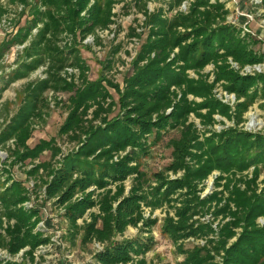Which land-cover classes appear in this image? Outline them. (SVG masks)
I'll use <instances>...</instances> for the list:
<instances>
[{"label": "trees", "instance_id": "obj_1", "mask_svg": "<svg viewBox=\"0 0 264 264\" xmlns=\"http://www.w3.org/2000/svg\"><path fill=\"white\" fill-rule=\"evenodd\" d=\"M151 1L161 5L150 11ZM185 1H21L31 4L28 22L39 26L38 32L1 90L41 66L45 77L30 87L29 101L0 133V144L14 139L15 162L32 161L45 150L55 158L60 153L56 145L41 140L30 147L28 141L46 102L45 92L74 90L75 82L66 74L70 68L79 71L82 86L72 97L70 115L61 129L78 148L58 160L46 187L71 227L76 233L82 231L84 243L103 245L95 264H153L146 254L157 242L152 231L159 222L153 216L158 209L166 211L161 235L183 256L180 264H264V224L259 222L264 219V180L259 181L264 132L228 127L199 133L192 120L194 115L208 127L215 124V114L231 117V105L213 90L219 82L228 93L245 98L237 103L240 111L264 97V92L259 93L264 89V73L241 74L246 65L263 62L264 53L250 48L251 37L223 24L230 14L224 1L190 0L187 11L179 10ZM121 3L123 8L134 5L144 13L146 30L130 33L131 37L142 35L141 49L116 100L102 80L88 79L89 66L81 56L79 41L94 35L95 42L101 43L99 31L111 29L113 9ZM3 13L0 5V16ZM29 34L30 27H25L1 44L0 59ZM210 64L214 65L213 83L202 75ZM190 71L199 77H192ZM116 107L119 112L110 117ZM161 144L172 149L173 161L150 177L141 163ZM48 167L49 163L42 162L29 174ZM251 167L253 171L247 173ZM181 170L183 177L169 179L166 174ZM215 171L219 174L214 184L221 189L202 198L197 187ZM5 172L6 162L0 165V249L11 255L26 249L24 254L34 261L35 250L49 239L36 229L38 208L23 205L30 200V190ZM204 209H213L215 218H220L217 234L211 223L199 220ZM129 226L137 228L139 236L116 240ZM187 240L203 242L191 241L188 247ZM221 252L222 263L216 260ZM0 264L17 263L0 256Z\"/></svg>", "mask_w": 264, "mask_h": 264}, {"label": "rangeland", "instance_id": "obj_2", "mask_svg": "<svg viewBox=\"0 0 264 264\" xmlns=\"http://www.w3.org/2000/svg\"><path fill=\"white\" fill-rule=\"evenodd\" d=\"M0 0V5L4 9V13L0 16V45L9 41L16 36L21 29L30 27L28 39L22 43L13 44L0 59V133L5 129L7 124L14 116L24 108L26 102L29 101V89L38 80L43 79L44 66L31 72L28 76L19 78L9 83L7 88L1 90L5 85V80L11 75L14 69H17L24 58V48L29 45L30 40L37 34L39 26H31V3L35 0ZM132 2V0H126ZM226 3L230 14L223 24L235 26L240 30L241 36L246 37L249 46L257 53H264V0H221ZM27 4V5H26ZM123 4H117L113 12L115 23L111 25L110 30L99 31L102 38L101 43H96L94 35L87 36L84 40L80 38L79 49L81 56L89 66L87 73L90 81L102 80L108 87L113 98L118 100L119 91H123L126 87V78L133 72V62L138 56L141 49L142 35L131 37L130 33L144 32L145 15L138 11L137 7L132 5L131 8H123ZM161 5L160 1H151L148 4V9H153ZM141 29V31H138ZM79 39V38H78ZM85 45V46H82ZM234 67L238 68L234 62ZM68 80L75 82L74 90L53 92L49 90L45 92L44 97L46 102L41 105V115L34 120V130L28 144L34 147L41 140H46L56 145L60 149V153L55 158H52V152L45 150L37 159L25 162H15V156L11 154L13 149H16L14 139L8 141L5 145L0 144V165L6 162L8 174L14 179L20 180L23 187L29 191L30 200L26 201L24 206H35L39 210V223L36 229L43 232V236L49 239V242L40 245L34 252L35 260L24 254L26 249H23L16 255H11L7 250L0 249L2 257L8 260L15 261L17 264H95L96 253L103 246L99 242L84 243L82 231L79 233L71 227L69 220L64 216V211L57 202V198L48 195L46 182L51 179L50 172L58 167V160L64 155L78 148L75 142H72L69 137L61 133L64 123L67 121L72 104V97L76 96L78 89L82 86L80 73L77 69H69ZM264 73V61L258 64L246 65L241 74ZM192 77L198 78L199 75L190 71ZM202 75L208 83L214 81V65H208ZM219 82L214 86V92L218 98L225 95L227 92ZM264 85H262L263 87ZM264 92L260 89L259 93ZM228 93V92H227ZM229 97L232 101L231 117L215 114L216 122L208 127L201 124L200 119L192 115V120L195 121L199 133L205 132L206 129L213 128L216 131H221L228 127H237L239 129L250 130L255 132H264V97L260 96L252 105L243 111L238 110L237 103L244 102L245 98H237L236 94ZM263 95V94H262ZM192 97V96H191ZM193 98V97H192ZM200 101V98H197ZM119 112V107L110 117ZM239 119H241L239 121ZM161 144L152 149L148 157L143 158L141 169L150 177L159 171L165 170V167L172 163L171 148L164 147ZM42 162L49 163L48 169H40L36 174H29L35 165ZM254 167H251L247 173L252 172ZM185 171L181 170L177 174L167 172L169 179H175L184 176ZM219 174L218 171L212 173L204 183H200L197 187V194L203 198L214 190L221 188L215 187V177ZM251 174V173H250ZM264 180V168L261 171L259 181ZM131 180L126 182L127 189L130 188ZM97 210V209H94ZM213 209L202 211L200 221L211 223L216 233L220 229V218H215L212 214ZM146 215H149V209H146ZM166 215L165 209H158L154 212V217L159 218L157 226L153 228L152 234L155 238L156 245L151 251L146 254L147 259L153 264H180L183 256L177 252V248L170 240L161 235V226L163 218ZM259 222L264 224V219H259ZM82 223V220H79ZM139 236L137 228L129 226L123 234H118L116 240L134 239ZM216 237V235H211ZM235 240V239H233ZM231 240V241H233ZM191 241L187 240L186 245L192 246ZM202 243V240L194 241V243ZM99 243V245L97 244ZM213 253V252H212ZM222 254L216 255V260L222 263Z\"/></svg>", "mask_w": 264, "mask_h": 264}, {"label": "built area", "instance_id": "obj_3", "mask_svg": "<svg viewBox=\"0 0 264 264\" xmlns=\"http://www.w3.org/2000/svg\"><path fill=\"white\" fill-rule=\"evenodd\" d=\"M189 1L190 0H186L185 2H183V4L179 7V10L187 11L188 10V6H189ZM138 31H141V29H138ZM230 95H232L233 99H235V96L233 94H228L227 92L225 93V95H222L220 99H222L224 102H228L229 103V102L232 101V98L229 97ZM97 244L99 245V243H97ZM0 256H1V254H0Z\"/></svg>", "mask_w": 264, "mask_h": 264}]
</instances>
